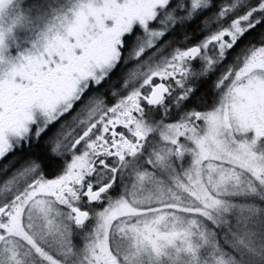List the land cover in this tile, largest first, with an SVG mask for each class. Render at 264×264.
Wrapping results in <instances>:
<instances>
[{
	"label": "snow or ice",
	"instance_id": "obj_1",
	"mask_svg": "<svg viewBox=\"0 0 264 264\" xmlns=\"http://www.w3.org/2000/svg\"><path fill=\"white\" fill-rule=\"evenodd\" d=\"M0 264H264V0H0Z\"/></svg>",
	"mask_w": 264,
	"mask_h": 264
}]
</instances>
